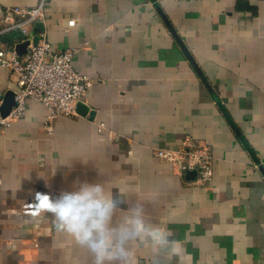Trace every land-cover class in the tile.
<instances>
[{"label":"crops","instance_id":"0c3cea01","mask_svg":"<svg viewBox=\"0 0 264 264\" xmlns=\"http://www.w3.org/2000/svg\"><path fill=\"white\" fill-rule=\"evenodd\" d=\"M39 1L0 0V49L24 41L5 10ZM41 28L92 82L49 131L32 99L0 127V264H92L32 203L79 179L123 194L114 223L139 203L166 233L129 264H264V0H45ZM15 80L0 65V102ZM202 147L191 178L156 153Z\"/></svg>","mask_w":264,"mask_h":264},{"label":"built area","instance_id":"2783aa9c","mask_svg":"<svg viewBox=\"0 0 264 264\" xmlns=\"http://www.w3.org/2000/svg\"><path fill=\"white\" fill-rule=\"evenodd\" d=\"M44 1L40 0L33 7L14 6L5 10L17 16L8 28L19 29L24 36L22 40H28V43L21 54L14 47L0 49V65L8 68L16 78L14 105L5 116L0 114V127H7L22 117L26 100L32 99L45 106L44 124L49 131L56 116L77 115L76 104L84 101L91 85L92 80L88 75L78 73L72 67L71 60L77 48L53 50L44 28L35 33L37 40L32 43L30 28L35 23L44 24ZM74 24V19L67 22L68 26ZM156 153L175 161L179 173L196 169L207 154L203 147L195 150L156 149Z\"/></svg>","mask_w":264,"mask_h":264},{"label":"clouds","instance_id":"9594fccd","mask_svg":"<svg viewBox=\"0 0 264 264\" xmlns=\"http://www.w3.org/2000/svg\"><path fill=\"white\" fill-rule=\"evenodd\" d=\"M32 203L37 213L51 214L56 231L69 235L91 254L92 264H129L130 245L141 248L167 243L166 233L143 219L139 203L127 208L120 221L114 223L115 210L126 201L122 193L113 199L100 182L79 179L55 198L36 192Z\"/></svg>","mask_w":264,"mask_h":264},{"label":"water","instance_id":"95a60500","mask_svg":"<svg viewBox=\"0 0 264 264\" xmlns=\"http://www.w3.org/2000/svg\"><path fill=\"white\" fill-rule=\"evenodd\" d=\"M37 36L35 35L32 39V43H36ZM28 43V40H25L15 46V50L18 53H23L25 49V45ZM14 105V91L8 90L6 93L1 97V102H0V114L2 116H5L10 108ZM82 102H78L76 104V111L82 108ZM196 171L195 170H189L185 172V177L191 178L195 175Z\"/></svg>","mask_w":264,"mask_h":264}]
</instances>
